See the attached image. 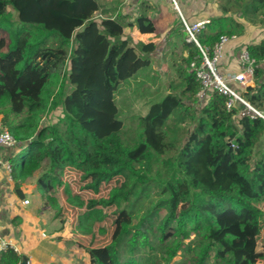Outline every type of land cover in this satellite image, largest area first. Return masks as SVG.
<instances>
[{"label": "trees", "instance_id": "16d2710c", "mask_svg": "<svg viewBox=\"0 0 264 264\" xmlns=\"http://www.w3.org/2000/svg\"><path fill=\"white\" fill-rule=\"evenodd\" d=\"M125 1L0 0V117L17 140L13 146L21 147L9 159L15 192L26 197L23 183L40 172L43 210L56 218L63 189L69 203L84 205L64 181L67 168L92 178L85 186L95 191L122 175L123 185L109 199L87 203L77 224L88 235L105 207L128 212L130 221L106 246L111 264H170L180 254L181 264H239L237 229L256 239L264 232V119L241 102L228 110V97L214 90L192 115L186 140L177 146L168 139V120L188 112L186 102H195L200 89L189 68L200 50L187 40L181 21L188 55L172 62L175 79L166 91L156 88L134 142H126L117 99L132 79L156 80L151 69L157 46L134 43L124 30L150 34L157 27L146 2L126 13ZM218 6L222 14L197 34L205 48L222 35L244 34L245 24L235 16L264 25V0H218ZM249 50L256 59L255 86L241 95L264 112V39ZM58 107V120L43 124V116ZM87 250L89 264H106ZM21 260L13 249L0 253V264ZM245 264L252 262L246 258Z\"/></svg>", "mask_w": 264, "mask_h": 264}, {"label": "rangeland", "instance_id": "374dc122", "mask_svg": "<svg viewBox=\"0 0 264 264\" xmlns=\"http://www.w3.org/2000/svg\"><path fill=\"white\" fill-rule=\"evenodd\" d=\"M168 5V7L172 9V5ZM131 6L132 5L130 4L127 6L129 10H132ZM128 8L126 9L128 10ZM169 11L173 20L171 23L174 25H180L181 21H176L175 12L172 10ZM165 17H168L167 14L164 15L163 19L161 18L162 23L160 25H164L162 26V31L166 32V27H169V23L166 22ZM177 17L179 21V17L181 16L178 14ZM96 18L100 20L99 13H97ZM258 26L259 25H245V29H247L248 32L251 31L250 33H252L253 30L258 33L256 31L258 28L254 29ZM182 29L183 28L180 27V30L178 31L180 32ZM248 32L245 30L244 34H248ZM167 39L168 38H164L163 42H161V46H163L165 43H168ZM171 56L172 55H167V58H171ZM161 62L162 61H158V63ZM170 65L172 66L171 63ZM64 69L68 70V64L65 65ZM157 71L158 72L153 75L156 79L155 81H153L152 78L150 80L146 78V76H140V78L132 79L126 84L122 85V92L118 96L117 101L121 108V118L125 123V127L122 130L121 135L122 138L128 143L132 144L136 138V129L139 124V117L145 115L149 109L150 103L157 99V93L154 92L156 88L159 86L162 92L166 91L171 80L175 79L176 77V74L173 73L174 71L170 69L164 70L163 72L159 70ZM241 91L242 89L240 92ZM196 99L197 100L195 102L190 100L186 102L187 104L191 105L188 112H181L179 115H173L167 122L168 130L170 132L168 139L173 141V143H175L177 146H180L186 140L189 132L195 125L192 115L194 114L198 116L199 109L203 105L202 101L198 97H196ZM61 115V107H58L52 111L50 110L43 116L42 123L48 124L50 122H56ZM15 149V146L2 148L3 152H14ZM20 149L21 147H17L16 153ZM173 154H175V152H171L169 155ZM7 158L8 156L5 155L4 160L7 161L9 159ZM3 173H5L3 180L7 192L5 199L7 205L12 207V201L16 197L14 181L11 178L10 172L6 168H4ZM39 175L40 172L37 171L32 177L23 183L24 188L28 191L26 199L29 200V204H24V207L33 213V220H29L27 228L22 230L27 231L28 234L22 233V235L19 236V239H16V242L20 247V251H28L29 244L23 243V240L25 239H27V241L29 239L35 240L36 242L37 240H47V242L50 243L51 241L53 242V245H56V248L53 246L55 251L54 254H52L50 259L46 261L48 264H89L90 256L87 248L94 249L106 264H111L106 246L110 244L121 231L123 222L130 221L128 212L124 210L122 211V209H119L115 205L105 207L104 217L94 223V234H88V236L79 235L81 233H79L77 230V224L79 215L83 210H85L87 203H89L91 200L109 199L112 191L115 188H119L123 185L125 182V177H118L113 180L101 182L98 190L95 191L85 186L87 183L92 181V178L83 180L81 179L80 173L77 172V170L70 169L69 172L65 173L64 181L66 185L69 186L72 194L74 196H78L84 202V205L83 207H79L69 203L68 194L63 189L61 191L62 201L64 204L63 210L58 217L53 218L52 214L43 210L41 200L39 198L40 194L37 188V179ZM15 203L18 206V203H22V201H16ZM1 204H3V202H1ZM6 213H8L7 210ZM18 220L19 218L16 216L14 217L13 222L16 223ZM29 225L32 227L31 232L29 230L31 228ZM33 227H35L36 230ZM237 231L239 232L240 237L233 245V248L235 249L237 259L240 261L239 264H245L246 258L251 260L252 264H264V232L256 239L254 232H241L239 229H237ZM9 237L13 236L9 235ZM181 261L182 254L178 255L170 264H181Z\"/></svg>", "mask_w": 264, "mask_h": 264}, {"label": "crops", "instance_id": "0c3cea01", "mask_svg": "<svg viewBox=\"0 0 264 264\" xmlns=\"http://www.w3.org/2000/svg\"><path fill=\"white\" fill-rule=\"evenodd\" d=\"M142 2H146L148 4L150 14L153 16L152 18L155 22L157 30L154 33L141 34L137 30L127 27L124 30V36L125 35L131 36L133 38L134 43L142 41L145 43L153 42L156 44L157 46L156 51L152 53V69H151L152 71L151 72L153 75H155L158 72L157 70L161 72H163L164 70H169V69L172 71H175L177 67L173 65L171 66L170 63L173 64L172 62H179L181 57H186L188 55V50L184 48L182 44V40H181V38L183 37V33H182L183 29L180 32L178 31L180 30V27L182 28V25H174L173 23H171L173 22V20L171 18L169 10H172L175 12V18L177 22L182 21L181 17H179L180 18L179 21L177 19L179 12L174 8L172 0H126L125 1L126 5H125L124 10L126 11L127 10L126 8H128L127 6L130 4L132 5L131 6L132 10H129L128 8L126 13L134 12V11L136 13ZM178 2L181 6L184 16L189 21H197L202 18L211 19L214 16H219L222 14L218 6V0H178ZM168 4L172 5L171 6L172 9L168 7L169 6ZM165 14H167L168 16L167 18L165 17L166 22L169 23L168 25L169 27H166V32L162 31L163 30L162 26L164 25H160L162 23L161 18L163 19ZM235 18L238 21L243 22L245 25H253L236 16ZM254 29H257L256 31L258 33H256L255 30H253V32L250 33L251 31L248 32L246 29V32H248V34L245 33L244 35H239L237 39L228 46L227 53H226L227 63L233 62L234 58L236 59L238 57L240 45L242 43L253 44V43H258L264 39V25H259L258 27ZM164 38H168L167 39L168 43H165L163 46H161L162 45L161 42H163ZM167 55H172V56L171 58L169 57L167 58ZM158 61H162V62L158 63ZM235 63L233 64V66L238 67V64L236 61ZM252 85L255 86V80H253ZM17 147L14 150V152H3L2 150L3 147L0 146V158L4 160V156L6 155L10 159L13 155H15L17 151ZM9 159L7 161H9ZM70 169L72 168H67L65 173L69 172ZM3 172H4V168L1 171V177H0V229H1V232L5 236L7 237H9V235L13 236L10 238H13L15 241H17L16 239L17 238L19 239V236L22 235V233L28 234L27 231H22V230H25V228H27L28 226L27 224L29 220H33V215H32L33 213L24 207L25 205L23 204V201L24 199H26V197L21 198L16 194V192H15L16 197L12 201L13 206L9 207L7 205V202L5 199L7 192H6V186L3 180L5 177V173ZM80 177H81V173H80ZM118 177H124V176L118 175V176L113 177L111 180L116 179ZM23 190L25 194L27 195L28 191L24 188V186H23ZM16 201H22V203H18V206H17L15 203ZM1 202H3V204L5 205L1 204ZM6 210L8 213H6ZM16 216L19 218V220L15 223L13 222V219ZM29 226L31 227V225ZM33 228L36 230L35 227ZM31 229L32 227L29 229L30 232H31ZM92 234H94V230ZM79 235L88 236V235H82V234H79ZM28 241L27 239L23 240V243H28L29 246H28V251H20L22 256L23 255L28 256L30 259V264H48L46 261L50 259L52 254H54L55 252L54 247L56 248V245H53V242L51 241L50 243L47 242V240L46 241L37 240L36 242L35 240L29 239Z\"/></svg>", "mask_w": 264, "mask_h": 264}, {"label": "built area", "instance_id": "2783aa9c", "mask_svg": "<svg viewBox=\"0 0 264 264\" xmlns=\"http://www.w3.org/2000/svg\"><path fill=\"white\" fill-rule=\"evenodd\" d=\"M172 3L174 8L179 12L186 31L188 32L187 40L195 42L200 50V53L191 61L189 68L196 74V78L200 82V89L197 92V97L202 101V104H206L211 93L217 90L228 97V110L235 107L237 102H241L248 109L264 119V112L254 108L246 101L240 92L241 89L244 90L246 87L252 85L254 80L256 59L250 53V43H242L240 45L238 57L236 59L234 58L233 61L234 63L235 61L237 62L238 67H234L233 62L227 63L226 53L228 46L235 41L239 35H222L219 40L215 42L212 49L205 48L199 42L197 34L210 23V18L189 21L184 16L178 0H172ZM16 144V138L0 119V146L9 147ZM3 168H6L11 175L10 162L0 158V177ZM23 204H29V200L25 199ZM8 249H13L20 253L18 243L13 238L5 236L0 229V253Z\"/></svg>", "mask_w": 264, "mask_h": 264}, {"label": "water", "instance_id": "95a60500", "mask_svg": "<svg viewBox=\"0 0 264 264\" xmlns=\"http://www.w3.org/2000/svg\"><path fill=\"white\" fill-rule=\"evenodd\" d=\"M20 264H30L28 256L23 255Z\"/></svg>", "mask_w": 264, "mask_h": 264}]
</instances>
